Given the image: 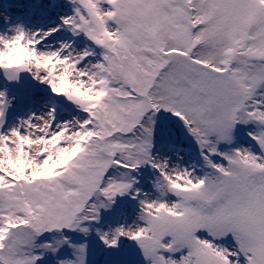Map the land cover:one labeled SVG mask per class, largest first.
<instances>
[{
  "label": "snow or ice",
  "instance_id": "snow-or-ice-1",
  "mask_svg": "<svg viewBox=\"0 0 264 264\" xmlns=\"http://www.w3.org/2000/svg\"><path fill=\"white\" fill-rule=\"evenodd\" d=\"M0 264H264V0H11Z\"/></svg>",
  "mask_w": 264,
  "mask_h": 264
},
{
  "label": "rangeland",
  "instance_id": "rangeland-1",
  "mask_svg": "<svg viewBox=\"0 0 264 264\" xmlns=\"http://www.w3.org/2000/svg\"><path fill=\"white\" fill-rule=\"evenodd\" d=\"M11 3V0H0V11H3ZM95 247V246H94ZM96 252H99V248H95Z\"/></svg>",
  "mask_w": 264,
  "mask_h": 264
}]
</instances>
